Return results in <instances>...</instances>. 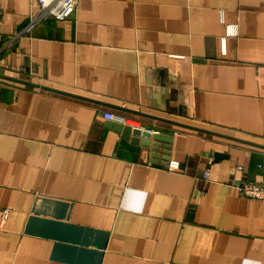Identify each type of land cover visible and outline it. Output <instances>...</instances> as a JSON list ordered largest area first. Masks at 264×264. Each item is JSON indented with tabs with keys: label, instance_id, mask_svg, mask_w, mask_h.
I'll list each match as a JSON object with an SVG mask.
<instances>
[{
	"label": "crops",
	"instance_id": "1",
	"mask_svg": "<svg viewBox=\"0 0 264 264\" xmlns=\"http://www.w3.org/2000/svg\"><path fill=\"white\" fill-rule=\"evenodd\" d=\"M36 9L0 0V264H264V0Z\"/></svg>",
	"mask_w": 264,
	"mask_h": 264
},
{
	"label": "built area",
	"instance_id": "2",
	"mask_svg": "<svg viewBox=\"0 0 264 264\" xmlns=\"http://www.w3.org/2000/svg\"><path fill=\"white\" fill-rule=\"evenodd\" d=\"M78 4L79 0H34L37 9L33 12L30 27L49 18L64 20L75 12ZM106 118L123 123L129 122V117L120 114L106 113ZM169 165L170 168L175 169L178 167V162L171 160ZM209 174V169L205 170L207 178ZM235 185L245 197L264 200V177L261 181L241 179L236 181Z\"/></svg>",
	"mask_w": 264,
	"mask_h": 264
},
{
	"label": "water",
	"instance_id": "3",
	"mask_svg": "<svg viewBox=\"0 0 264 264\" xmlns=\"http://www.w3.org/2000/svg\"><path fill=\"white\" fill-rule=\"evenodd\" d=\"M24 82L37 85V83H33L30 81H24ZM49 88L52 90H55V91L62 92V93L86 98L82 95L75 94L72 92H68V91H64V90H60V89H56V88H51V87H49ZM107 105L121 109V110H124V111H127V112H130V113H135V114H140V115H149L143 111L135 110L133 108H129L126 106H120V105L112 104V103H110V104L107 103ZM163 119H165V118H163ZM166 120H168V119H166ZM169 121L173 122L174 124L184 126V127H188V128H192L195 130H199V131H203V132H209V133H216L215 131L207 129V128H203V127H199V126H195V125H190L187 123L177 122V121H173V120H169ZM108 124H109V127L120 132L124 137L131 139L132 142H135V143L141 142L143 145L152 146L153 156L156 158H159V152L162 150V147L164 146L163 150L166 153L164 158L166 160H168L170 158V156H169L170 148H171L170 143L172 142V139H173V136L171 134H166V133H162V132H153L151 130L143 129L141 127H135V126H132L129 124H125L123 122L113 121V120H109Z\"/></svg>",
	"mask_w": 264,
	"mask_h": 264
}]
</instances>
